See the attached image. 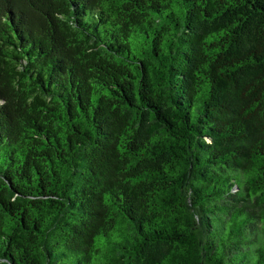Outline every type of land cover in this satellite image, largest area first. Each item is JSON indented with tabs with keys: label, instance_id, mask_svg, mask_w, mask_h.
Segmentation results:
<instances>
[{
	"label": "trees",
	"instance_id": "trees-1",
	"mask_svg": "<svg viewBox=\"0 0 264 264\" xmlns=\"http://www.w3.org/2000/svg\"><path fill=\"white\" fill-rule=\"evenodd\" d=\"M0 264H264V0H0Z\"/></svg>",
	"mask_w": 264,
	"mask_h": 264
}]
</instances>
